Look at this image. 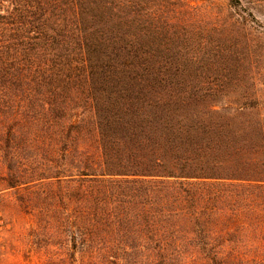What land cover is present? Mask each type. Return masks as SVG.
<instances>
[{
  "label": "trees",
  "instance_id": "16d2710c",
  "mask_svg": "<svg viewBox=\"0 0 264 264\" xmlns=\"http://www.w3.org/2000/svg\"><path fill=\"white\" fill-rule=\"evenodd\" d=\"M209 4L0 0V194L94 239L114 226L92 261L171 264L187 228L264 227V107L232 38L245 17Z\"/></svg>",
  "mask_w": 264,
  "mask_h": 264
},
{
  "label": "rangeland",
  "instance_id": "374dc122",
  "mask_svg": "<svg viewBox=\"0 0 264 264\" xmlns=\"http://www.w3.org/2000/svg\"><path fill=\"white\" fill-rule=\"evenodd\" d=\"M183 1L193 6L211 2L210 9H215L213 14L228 20H233L231 16L238 18L239 14L245 17L240 18L245 33L241 29L232 34L240 47L247 45L249 49L248 61L237 79L249 87L246 95L260 99L264 107V0H244L249 10L242 11L229 9L227 0ZM216 75L220 80L218 71ZM237 97L242 96L237 92L229 94L223 96L222 102ZM115 229L112 225L101 226L96 229L99 238L94 239L92 227L87 223L74 224L71 212L62 216L60 213L30 215L14 190L0 194V264H157L147 254L120 261L90 260L91 255L103 253L106 241L117 240ZM173 230L180 233L183 229L175 227ZM200 232L187 228L180 233L184 237L181 240L183 254L178 256L176 247H172L171 264H264V227L248 231L218 227L209 230L205 238L200 237Z\"/></svg>",
  "mask_w": 264,
  "mask_h": 264
}]
</instances>
